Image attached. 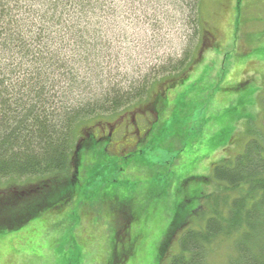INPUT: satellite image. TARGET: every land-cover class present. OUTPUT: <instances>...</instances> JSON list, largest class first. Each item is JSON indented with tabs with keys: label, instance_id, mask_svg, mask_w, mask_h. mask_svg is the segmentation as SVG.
Masks as SVG:
<instances>
[{
	"label": "rangeland",
	"instance_id": "1",
	"mask_svg": "<svg viewBox=\"0 0 264 264\" xmlns=\"http://www.w3.org/2000/svg\"><path fill=\"white\" fill-rule=\"evenodd\" d=\"M162 3L109 16L111 60L101 61L110 65L106 79L110 68L117 81L148 76L147 97L127 114L107 117L111 122L148 107L147 118L138 116L153 121L146 139L123 154L111 137L81 148L73 199L0 232V264H113L116 254L117 264H157L182 201L195 207L194 196L218 192L213 167L243 152L249 127L264 130V0H201L209 42L197 44L191 53L197 61L168 88L178 76L163 77L160 69L184 57L194 30L186 15ZM82 67L75 71L83 74ZM155 99L157 116L150 112ZM28 180L0 177V192L32 193L36 183ZM179 249L176 241L173 252ZM219 255L210 264H229L228 252Z\"/></svg>",
	"mask_w": 264,
	"mask_h": 264
},
{
	"label": "trees",
	"instance_id": "2",
	"mask_svg": "<svg viewBox=\"0 0 264 264\" xmlns=\"http://www.w3.org/2000/svg\"><path fill=\"white\" fill-rule=\"evenodd\" d=\"M137 1L0 0V177L36 183L32 193L0 198L5 214L2 218L0 210V232L69 203L81 150L101 141L96 127L147 97L148 76L117 81L120 75L110 68L113 76L106 79L110 65L101 63L111 60L105 50L107 42L111 47L108 17L136 12L151 0ZM160 1L186 15L194 30L184 57L160 69L163 77L178 76L175 85L197 61L191 53L198 43L205 47L209 33L201 0ZM248 132L243 152L213 167L218 192L194 196L200 201L195 207L182 201L160 243L157 264H210L226 252L229 264H264V130ZM176 241L180 249L174 253Z\"/></svg>",
	"mask_w": 264,
	"mask_h": 264
},
{
	"label": "flooded vegetation",
	"instance_id": "3",
	"mask_svg": "<svg viewBox=\"0 0 264 264\" xmlns=\"http://www.w3.org/2000/svg\"><path fill=\"white\" fill-rule=\"evenodd\" d=\"M148 131V124H139L138 121H135V117L132 115V118L129 119L122 117L121 120H119L114 124L113 127H111L110 131H105L106 134L104 138L108 139L109 137H111V140H113L117 144V147H130L134 143L144 140V137L146 136ZM114 136H117L116 139H113ZM130 140L132 142H130Z\"/></svg>",
	"mask_w": 264,
	"mask_h": 264
}]
</instances>
